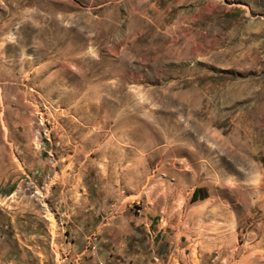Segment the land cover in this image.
<instances>
[{"label":"rangeland","instance_id":"374dc122","mask_svg":"<svg viewBox=\"0 0 264 264\" xmlns=\"http://www.w3.org/2000/svg\"><path fill=\"white\" fill-rule=\"evenodd\" d=\"M0 264H264V0H0Z\"/></svg>","mask_w":264,"mask_h":264},{"label":"trees","instance_id":"16d2710c","mask_svg":"<svg viewBox=\"0 0 264 264\" xmlns=\"http://www.w3.org/2000/svg\"><path fill=\"white\" fill-rule=\"evenodd\" d=\"M198 191H199L198 189L195 190L194 197L196 196V194H197Z\"/></svg>","mask_w":264,"mask_h":264},{"label":"bare ground","instance_id":"6f19581e","mask_svg":"<svg viewBox=\"0 0 264 264\" xmlns=\"http://www.w3.org/2000/svg\"><path fill=\"white\" fill-rule=\"evenodd\" d=\"M195 20V19H194ZM198 21V20H197Z\"/></svg>","mask_w":264,"mask_h":264}]
</instances>
